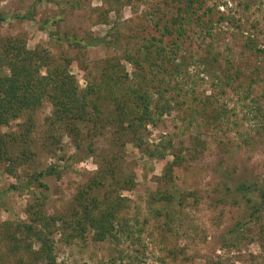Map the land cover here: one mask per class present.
<instances>
[{"label": "rangeland", "instance_id": "obj_1", "mask_svg": "<svg viewBox=\"0 0 264 264\" xmlns=\"http://www.w3.org/2000/svg\"><path fill=\"white\" fill-rule=\"evenodd\" d=\"M35 1L0 0V14L10 17L0 23V40L19 37L29 49L42 46L54 55L73 58L70 71L80 87L98 79L104 61L123 56L126 50L134 54L136 42L161 35L166 44L179 45L181 57L188 62L205 58L210 50L216 59L211 68L239 73L231 87L214 90L211 75L198 69L194 91L187 97L180 92L184 106L164 116L156 126H147L140 147L132 144L129 133L117 134L115 125L109 126L104 136L86 141L85 145L93 144L99 154L111 156L109 150L119 148L111 145L110 138L120 136L124 144L120 164L123 172L134 174L135 186L120 192L129 202L119 216L133 225L130 230L135 238L140 236L143 245L132 246L124 236L119 241L93 242L88 231L69 242L61 237L68 239L67 234H56V264H264V206L253 213L258 205H264L260 196L264 192V56L246 46V38L251 36L258 48H264V0H199L196 14L204 24H213L211 37L193 16L181 26L169 23L170 35L163 31L178 8L186 5L176 0ZM29 13L32 19H21ZM178 28L180 33H176ZM110 29L108 38L118 37V50L98 46L80 56L62 42H52L48 35L53 32L85 40L102 37ZM228 61L232 69H228ZM131 70L125 64L128 76ZM106 107L102 102V116L111 117ZM222 107L227 110L226 125L213 122ZM51 111L44 101L32 115L33 144L28 147L33 157L17 165L14 175L7 174L6 164L0 163V227L7 221L27 223L29 205H42L47 216L64 214L78 189L98 170L93 157L79 163L72 158L76 150L65 132L56 135L53 128L56 138L60 137V149L52 153L44 147L49 144L50 129L45 119ZM24 121L21 118L0 127V133H19ZM168 140L176 148L197 149L191 152L193 158L185 152L186 161L172 170L174 185L195 198L185 199L179 212L153 219L148 209L150 197L166 189L162 177L172 157L151 159L146 148ZM21 147L14 146V155ZM243 181L250 189L241 194L236 188ZM167 220L169 229L163 226ZM2 238L0 231V264H19L18 257L6 255L8 244ZM36 250L34 244L32 251ZM21 257V264H44L30 260L26 252Z\"/></svg>", "mask_w": 264, "mask_h": 264}, {"label": "trees", "instance_id": "obj_2", "mask_svg": "<svg viewBox=\"0 0 264 264\" xmlns=\"http://www.w3.org/2000/svg\"><path fill=\"white\" fill-rule=\"evenodd\" d=\"M36 0L34 3H38ZM175 1V0H173ZM185 2V7L178 8L176 16L164 25L163 31L168 32L169 23L181 26L193 16L196 24L204 29V33L211 37L213 24L206 25L196 14V3L199 0H176ZM246 9L248 6H245ZM8 16L0 14V23ZM21 19H32L31 14ZM221 21L224 18H220ZM45 26H42L44 29ZM112 29V28H111ZM99 38L78 39L68 35L50 32L52 42H62L68 48L74 49L77 55H82L88 48L104 46L112 50L119 49L117 36L108 38L112 30ZM184 31V30H183ZM164 33V34H165ZM180 33V30H176ZM170 35V34H169ZM114 38V39H113ZM161 37L151 36L135 43V53H126L123 56H113L104 61L97 80L86 81L83 87L78 85L75 76L71 73V65L75 60L64 55H54L48 48L36 46L29 49L19 37H9L0 40V127L8 126L12 121L25 118L20 124L19 133L10 131L0 133V163L6 164L5 171L14 175L17 165L21 166L29 157H33L28 145L34 122L33 113L39 109L44 101L52 108L51 115L45 119L49 129V137L44 147L54 153L60 149V137L56 135L65 132L72 140L76 150L73 159L79 163L85 157H93L97 164V172L91 176L85 185L78 189L71 201L70 207L64 214L47 216L40 204L29 205L26 212L28 222H4L0 227L3 240L7 242L6 255L18 257L21 264L22 252L29 254L30 260L44 264H56L53 252L54 235L67 234L64 241L79 238L84 232L91 233V241L103 242L113 239L130 243L132 246L143 245L140 236L135 238L133 225L120 218V212L127 209L129 200L123 197L121 191H131L134 186V174L123 172L121 150L124 146L120 136H112L110 143L118 146L119 151L109 152L111 156L99 154L93 144L86 146L89 138L104 136L106 129L115 125L117 134L129 133L133 145H143L142 134L147 126H156L163 117L171 112L178 111L184 106L181 94L187 97L197 86L200 73L211 75L210 87L214 90L231 87L233 75L229 72H218L211 68L216 61L210 50L205 58L198 61H187L181 57V47L177 44H166ZM246 46L251 52L264 56V48H258L254 37L246 38ZM77 58H79L77 56ZM81 63V60H78ZM132 67L130 76L125 72V64ZM228 69L233 68L229 61ZM200 70V73L198 71ZM201 80V79H200ZM183 86L187 89L184 90ZM248 95V94H246ZM102 102L107 104L106 112L111 117L102 116ZM204 104V103H203ZM111 106V108H109ZM113 112V114H112ZM227 110L222 107L215 112L213 122L219 125L227 124ZM115 135V134H113ZM246 142V141H245ZM21 147L18 155H14V146ZM87 147V148H86ZM84 150V151H83ZM197 149L176 148L170 140L158 143L152 149L146 148L147 157L163 160L166 156L172 161L165 165L162 180L166 189L151 195L148 209L153 219L179 212L185 199L195 198L193 193H186L178 189L172 182V170L186 161L185 152L193 158L191 152ZM53 170H50L51 173ZM34 178V177H33ZM35 179V178H34ZM250 187L247 181L238 184L236 190L244 194ZM264 197V192H260ZM258 205L254 214L259 212ZM250 216H253L251 214ZM167 220L163 226L169 229ZM37 250L32 251L33 245ZM163 262V260H159Z\"/></svg>", "mask_w": 264, "mask_h": 264}]
</instances>
